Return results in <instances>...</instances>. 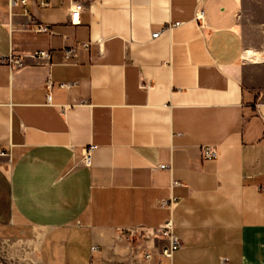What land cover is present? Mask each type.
Instances as JSON below:
<instances>
[{"label":"crops","instance_id":"obj_1","mask_svg":"<svg viewBox=\"0 0 264 264\" xmlns=\"http://www.w3.org/2000/svg\"><path fill=\"white\" fill-rule=\"evenodd\" d=\"M242 3L95 0L71 25L66 0H0V56L49 54L0 62V264L264 263V58L244 57L264 48ZM168 220L170 258L150 234Z\"/></svg>","mask_w":264,"mask_h":264},{"label":"built area","instance_id":"obj_2","mask_svg":"<svg viewBox=\"0 0 264 264\" xmlns=\"http://www.w3.org/2000/svg\"><path fill=\"white\" fill-rule=\"evenodd\" d=\"M95 0H66L67 2V12H68V23L71 25H76L79 23V14L84 6V3L86 2H94ZM18 2L21 5L25 4V0H9V4L11 6L13 5H17ZM202 17V13L199 10V8H196L195 11V15L194 18L197 21H200ZM166 28H161L160 30H158L157 32H153L151 33V37L155 38L158 36V34H160L161 32H163ZM37 31H44L45 28L43 26H37L36 27ZM84 46L86 44H83ZM73 54V49L72 48H68L63 50V59L64 60H68ZM25 57H29L35 61H43L46 62L49 54L46 51H34L31 52L29 54H25L22 55L21 57H12L10 55L3 57L0 56V62L3 63H7L8 65H10V67L12 68H18L20 66H22L23 64V59ZM65 84H61V86H63ZM63 110V109H62ZM264 123V120H263ZM94 146L90 145L86 148H83L82 152H81V156L78 160V163L80 165L83 166H88L90 163V154L91 151L93 149ZM215 152H214V148L210 145H203L200 147V156L201 158H214ZM158 168H166L167 166H165L164 164H160L157 166ZM160 206H167L165 201H160L159 202ZM147 232H145L146 234ZM150 234L152 235H161L163 237L166 238L167 243L160 249V254L164 257L170 258L171 254L174 250H176L177 248L180 247V243L179 240L177 238V236H175L172 232V225H171V221L168 220L166 222H164L163 224H161L160 226H158L157 228L150 230ZM145 257H148L147 254L144 253ZM218 264H227L225 259H220ZM264 264V263H263Z\"/></svg>","mask_w":264,"mask_h":264},{"label":"rangeland","instance_id":"obj_3","mask_svg":"<svg viewBox=\"0 0 264 264\" xmlns=\"http://www.w3.org/2000/svg\"><path fill=\"white\" fill-rule=\"evenodd\" d=\"M242 22L257 40V47L264 48V0H243ZM264 58V53H261Z\"/></svg>","mask_w":264,"mask_h":264},{"label":"bare ground","instance_id":"obj_4","mask_svg":"<svg viewBox=\"0 0 264 264\" xmlns=\"http://www.w3.org/2000/svg\"><path fill=\"white\" fill-rule=\"evenodd\" d=\"M244 57L248 59H252V60H262L263 59L261 55L253 51H249Z\"/></svg>","mask_w":264,"mask_h":264}]
</instances>
